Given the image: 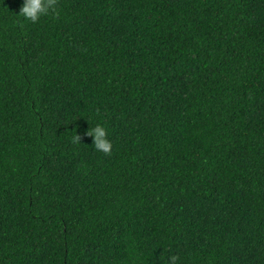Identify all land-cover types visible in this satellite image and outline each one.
<instances>
[{
    "label": "trees",
    "instance_id": "16d2710c",
    "mask_svg": "<svg viewBox=\"0 0 264 264\" xmlns=\"http://www.w3.org/2000/svg\"><path fill=\"white\" fill-rule=\"evenodd\" d=\"M21 2L0 0V264H264V0L35 23Z\"/></svg>",
    "mask_w": 264,
    "mask_h": 264
},
{
    "label": "clouds",
    "instance_id": "9594fccd",
    "mask_svg": "<svg viewBox=\"0 0 264 264\" xmlns=\"http://www.w3.org/2000/svg\"><path fill=\"white\" fill-rule=\"evenodd\" d=\"M55 10L56 0H22L19 10L16 13L21 18L35 23L39 21L42 16L54 12ZM85 135H90L92 137L91 145L97 151L105 154L111 152L112 141L103 123L97 122L88 127L85 131ZM71 139L73 143H78L80 141V136L76 133ZM166 264H178V255L175 253L170 254L167 257Z\"/></svg>",
    "mask_w": 264,
    "mask_h": 264
}]
</instances>
